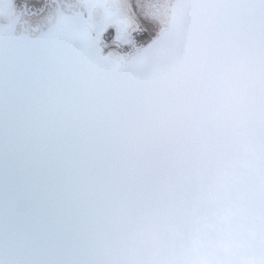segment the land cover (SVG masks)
Instances as JSON below:
<instances>
[{
    "label": "snow or ice",
    "instance_id": "1",
    "mask_svg": "<svg viewBox=\"0 0 264 264\" xmlns=\"http://www.w3.org/2000/svg\"><path fill=\"white\" fill-rule=\"evenodd\" d=\"M163 3L0 0V264H105L193 119L264 124V0Z\"/></svg>",
    "mask_w": 264,
    "mask_h": 264
},
{
    "label": "water",
    "instance_id": "2",
    "mask_svg": "<svg viewBox=\"0 0 264 264\" xmlns=\"http://www.w3.org/2000/svg\"><path fill=\"white\" fill-rule=\"evenodd\" d=\"M104 257L105 264H264V124L223 104L193 119L148 193L118 221Z\"/></svg>",
    "mask_w": 264,
    "mask_h": 264
},
{
    "label": "flooded vegetation",
    "instance_id": "3",
    "mask_svg": "<svg viewBox=\"0 0 264 264\" xmlns=\"http://www.w3.org/2000/svg\"><path fill=\"white\" fill-rule=\"evenodd\" d=\"M155 3H157V2H155ZM51 5L52 6H51V9H49V13L45 14V10H44L42 17H40V19L42 20V26H41L40 32L32 31L30 28H28V26L23 22V18H22V22L17 24V26H16L14 35L16 37H25L26 36L29 39H37L41 35L42 32L47 31L48 28L51 26L50 18H54L56 16L55 11H54L55 5L54 4H51ZM161 5L162 4L160 3V5H158V7ZM163 5H164V3H163ZM77 7L78 6L73 7L72 9H67V8H64L62 5V11L66 15H70L72 12H74L77 9ZM158 7H157V4H156V6H153V8H157V9H158ZM153 8L151 7V10H153ZM163 8H164V6H162L161 8L159 7L158 10L162 11ZM36 19L37 18H32L30 23H32V24L36 23Z\"/></svg>",
    "mask_w": 264,
    "mask_h": 264
},
{
    "label": "rangeland",
    "instance_id": "4",
    "mask_svg": "<svg viewBox=\"0 0 264 264\" xmlns=\"http://www.w3.org/2000/svg\"><path fill=\"white\" fill-rule=\"evenodd\" d=\"M29 2L31 3L32 0H29ZM40 2L44 3V0H40ZM155 2H157V3H155ZM13 3L17 7V9H19V5L21 3V0H13ZM136 3H137V6H138L139 10L143 14L148 15L150 17L155 14V13H153V10H151V7L153 8V6H156V4H157V7H158V5H160V3L162 4L161 6H159L160 8L162 6H164L163 5V0H137ZM51 6H52L51 3H49V4H47L45 6V14L49 13V9H51ZM122 6H123V2H122ZM159 7H158V9H159ZM158 11H160V10H158Z\"/></svg>",
    "mask_w": 264,
    "mask_h": 264
},
{
    "label": "trees",
    "instance_id": "5",
    "mask_svg": "<svg viewBox=\"0 0 264 264\" xmlns=\"http://www.w3.org/2000/svg\"><path fill=\"white\" fill-rule=\"evenodd\" d=\"M137 1V0H136ZM142 5V4H141Z\"/></svg>",
    "mask_w": 264,
    "mask_h": 264
}]
</instances>
